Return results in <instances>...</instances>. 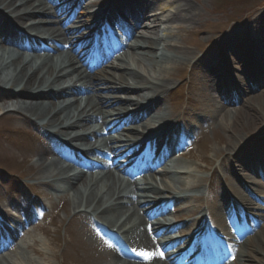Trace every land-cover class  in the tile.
Listing matches in <instances>:
<instances>
[{"label": "bare ground", "instance_id": "bare-ground-1", "mask_svg": "<svg viewBox=\"0 0 264 264\" xmlns=\"http://www.w3.org/2000/svg\"><path fill=\"white\" fill-rule=\"evenodd\" d=\"M160 1L100 0L94 5H110L104 11L109 19L117 21L120 15L111 10L113 3L126 9L127 20L116 23L121 28L126 26L124 32L128 38L113 53L101 50L109 57L118 54L115 64L107 66L110 70L103 66L91 71L88 65L94 62V51L102 48L99 47L102 37L94 35L80 43L81 25L107 27L97 15L90 13L93 3L76 13L67 5L60 6L63 0H0V89L5 96L2 110L19 115L18 119L31 118L32 124L46 135L47 145L37 154L40 171L36 180L56 194L67 196L72 209L78 211L75 216L84 218L104 235L109 244L104 264H184L187 255L197 249L194 233L199 220L179 225L181 232L192 235L177 239L174 235L178 227L170 224L164 215L178 201L171 198L175 190L169 175L176 174L181 184L191 178L174 154L193 133L195 122L188 128L176 121L171 126L163 125L170 120L163 117L161 104L171 87L170 70L181 68L193 58L186 49H178L167 41L161 44L147 36L157 27L159 18L150 16V12ZM175 2L180 3L179 9L169 14L166 21L190 25L194 19L193 6L183 0ZM147 16L150 17L145 20ZM255 22L262 27L257 31L259 40L233 34L218 43L207 58L201 59V63L211 60L215 66L205 67L199 94L216 91L219 82L230 83L235 75H230V67L226 65L234 68V60L241 56L248 63L247 71L253 80H259L255 87L264 83V16L258 15ZM145 26L146 32L139 31ZM223 48L227 49L225 56L220 54ZM235 86L237 89L241 84L234 80L233 92ZM249 91L243 88L237 97L233 93L223 94L225 103L209 112L210 119L219 116L225 119L230 114L228 106ZM208 98L209 103L214 102L213 97ZM252 101L251 96L247 98L244 107ZM154 109L157 112L151 111ZM128 114L130 120L139 119L137 126H125L124 118ZM207 114L204 115L208 118ZM263 117L240 118L228 130V138L234 143H230L225 159L232 177L225 182L224 203L213 208L209 215L216 214L218 208H234L235 218L228 216L233 232L230 239L222 237L216 262L211 263L212 256L200 253L197 264H221L225 260H230V264H264V196L259 191L260 183L254 179L264 172ZM250 127L253 132L238 139L237 130ZM148 136L146 142L152 158L133 161L127 143L135 144L137 149L144 144L139 139ZM121 161L133 162L124 167ZM155 164H162L160 171H154ZM145 170L149 173L143 174ZM245 172L254 177L246 176ZM155 174L162 189L154 183ZM193 180V185L198 186L200 180L194 176ZM248 190L257 198L250 201ZM34 213L27 210L22 214L25 218L0 213V264H18L24 260L16 238L18 230L26 226ZM8 220L17 229L10 230L4 222ZM223 225L220 220L215 224L217 229ZM213 246L210 244L209 248Z\"/></svg>", "mask_w": 264, "mask_h": 264}, {"label": "rangeland", "instance_id": "rangeland-1", "mask_svg": "<svg viewBox=\"0 0 264 264\" xmlns=\"http://www.w3.org/2000/svg\"><path fill=\"white\" fill-rule=\"evenodd\" d=\"M84 1L81 7L99 0ZM175 1L177 0H161L150 12V16L154 15L159 18V21L153 34H147L161 44L167 41L178 49H186L193 58L182 64L181 68L170 70L171 87L161 102L163 117L170 118L163 125L171 126L172 121H176L180 125L183 124L184 128H188L192 122H195V129L184 140L181 152L174 154L181 165L190 172L191 178L181 184L176 174L169 175L170 185L175 190L174 197L179 201L173 208H169L165 215L167 221L176 226L197 219L205 224L204 227H211L213 223L226 218V210L220 211L218 208L216 214L206 218L209 211L220 206L222 199L221 188L216 186L213 191L211 184L210 194L206 191L209 180L213 181L217 176L222 187L225 188L224 181L232 177L225 159L230 143H234L228 138V130L233 124H237L240 118L264 116V110H262L264 83L255 87L259 84V80H253L252 75L248 73L249 66L244 62L243 56L234 60L236 62L234 68L227 64L226 66L231 70L230 75L234 74V80L241 84V91L243 88L250 91L244 98L228 106L230 114L225 119L222 116L210 119L209 112L214 110L220 101L216 97L217 94H199L203 81L200 77L206 66L214 67L215 64L210 62L211 60L205 64L201 63V59L207 58L208 53L216 50L218 43L233 34L259 40L257 31L259 27H262L255 22V19L258 15L264 16V0L249 5V10L244 9L245 0L229 2L227 6H220L222 0H183L194 8V19L190 25L166 21L165 18L169 14L176 13L179 9L180 3ZM67 3H71V0ZM95 11L97 10L90 9V12ZM150 16H147L145 20ZM145 20V24L149 25ZM147 30L145 26L139 31ZM257 42L254 43L258 44ZM258 47L263 49L262 45ZM226 51L227 49L223 48L220 54L225 56ZM131 66L142 71L135 65ZM98 69L99 67L96 68ZM258 70H255L256 74L259 73ZM145 72L148 73V71ZM242 80L243 82H240ZM210 96L214 97V102L207 103L206 98ZM250 96L253 101L245 108V100ZM3 97H5L4 91L0 89V118L5 117L2 121L0 120V208L9 207L12 213L18 215L25 214L27 210L35 212L26 226L19 230L16 244H21L20 251L24 260L18 262L13 257L15 262L18 264H104L102 262L109 248L104 235L95 230L84 218L75 216L78 211L72 209L67 196L56 194L36 180L37 173L40 171L37 154L42 146L47 145L45 135L43 136L39 128L32 124L31 118H20V120L17 118L19 115L4 112L2 110L4 103L1 102L4 100ZM194 99L198 102L191 105ZM191 110V114L188 115ZM151 111L157 112L155 109ZM206 113L208 118L204 115ZM250 130L251 127L249 130L239 129L236 136L242 140L253 132ZM180 153L184 155L179 156ZM157 171H160V167ZM242 174L244 172L241 170L243 178ZM245 175L252 176L251 173ZM155 176L154 183L162 189L160 178L156 174ZM193 176L200 180L198 186L193 185ZM256 181L260 183L259 191L264 196V182L258 178ZM2 199H8L10 202L1 203ZM224 222L226 224V221ZM177 229L179 231L174 237L178 239L190 233L181 232V227ZM258 230L259 228L256 227V231ZM221 231L224 235L229 234L227 229H221ZM222 264H230V260H225Z\"/></svg>", "mask_w": 264, "mask_h": 264}, {"label": "trees", "instance_id": "trees-1", "mask_svg": "<svg viewBox=\"0 0 264 264\" xmlns=\"http://www.w3.org/2000/svg\"><path fill=\"white\" fill-rule=\"evenodd\" d=\"M236 0H229V1H227V0H222L221 1V3H220V6H227L228 4H229V2H235ZM239 1H241V0H239ZM244 1V0H243ZM258 1H262V0H245V2H244V4H246L245 5V8L244 9H246V10H249L248 9V6L250 5H253L254 3H256V2H258Z\"/></svg>", "mask_w": 264, "mask_h": 264}]
</instances>
